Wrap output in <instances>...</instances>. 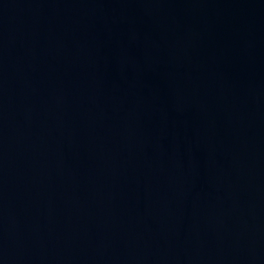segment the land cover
Returning <instances> with one entry per match:
<instances>
[{"label": "water", "instance_id": "95a60500", "mask_svg": "<svg viewBox=\"0 0 264 264\" xmlns=\"http://www.w3.org/2000/svg\"><path fill=\"white\" fill-rule=\"evenodd\" d=\"M0 264H264V0H0Z\"/></svg>", "mask_w": 264, "mask_h": 264}]
</instances>
